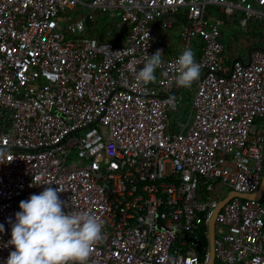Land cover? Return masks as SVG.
Listing matches in <instances>:
<instances>
[{
    "label": "built area",
    "instance_id": "obj_1",
    "mask_svg": "<svg viewBox=\"0 0 264 264\" xmlns=\"http://www.w3.org/2000/svg\"><path fill=\"white\" fill-rule=\"evenodd\" d=\"M210 6L264 28V0H0V264L15 250L9 218L42 183L64 190L65 212L102 221L87 264H208L221 200L264 179V47L233 56ZM184 10L183 51L201 67L191 87L158 26ZM97 19L122 39L89 34ZM214 244L213 264H264L262 198L227 200Z\"/></svg>",
    "mask_w": 264,
    "mask_h": 264
},
{
    "label": "clouds",
    "instance_id": "obj_2",
    "mask_svg": "<svg viewBox=\"0 0 264 264\" xmlns=\"http://www.w3.org/2000/svg\"><path fill=\"white\" fill-rule=\"evenodd\" d=\"M163 50L157 49L149 56L136 74L144 84L156 81L155 72L162 65ZM179 75L176 83L191 87L199 79L201 67L191 49H185L177 62ZM20 201L21 211L15 213L11 239L13 245L6 264H87L93 248L103 238V223L88 212H65V203L59 193L64 190L51 187ZM0 224V232H4Z\"/></svg>",
    "mask_w": 264,
    "mask_h": 264
},
{
    "label": "trees",
    "instance_id": "obj_3",
    "mask_svg": "<svg viewBox=\"0 0 264 264\" xmlns=\"http://www.w3.org/2000/svg\"><path fill=\"white\" fill-rule=\"evenodd\" d=\"M206 13H207V16L216 15L218 17L220 23L223 22L225 25L234 26L236 24H239L241 26V24H240V15L241 14L239 12L229 16L226 13H224L220 9V7L210 6L207 9ZM189 19H190L189 12L187 10H184L180 15H178V22L176 24L177 25L178 24L183 25V24L187 23L189 21ZM110 26H111L112 30H110L111 28L109 27V25H104L102 20H100V19H97L95 21L93 20V21L89 22L88 32H89V34L96 35V36L108 34V35L115 37L117 40L122 39L125 31L123 30L122 32H119L117 30V28L115 27L113 22H111ZM241 29L242 30H249V32H252L253 30H255L260 35L259 37L263 36V33L261 31L263 29V27H262L261 23L259 21H256V20H250L246 26H241ZM222 31H223V28H222ZM224 40L226 42L225 37H224ZM253 46H263L264 47V40L251 42V43H249L248 47H246V48L242 47V49H240V51H237V52H233L231 50L230 46L228 48H229L230 52L232 53V55L235 56V55L240 54L241 51L245 52ZM210 182H211L210 180L204 179L202 184H201V193H202V196L205 198L213 197L216 195L215 191H212L208 188Z\"/></svg>",
    "mask_w": 264,
    "mask_h": 264
},
{
    "label": "rangeland",
    "instance_id": "obj_4",
    "mask_svg": "<svg viewBox=\"0 0 264 264\" xmlns=\"http://www.w3.org/2000/svg\"><path fill=\"white\" fill-rule=\"evenodd\" d=\"M221 26L223 28V34L226 39L227 45L228 47H231V50L233 52L240 51L242 47H248L249 43L251 42L264 40V28L261 30L263 36L259 37L260 35L257 31L253 30L252 32H249V30H242L239 24L228 26L222 22ZM262 198L264 202V195Z\"/></svg>",
    "mask_w": 264,
    "mask_h": 264
},
{
    "label": "crops",
    "instance_id": "obj_5",
    "mask_svg": "<svg viewBox=\"0 0 264 264\" xmlns=\"http://www.w3.org/2000/svg\"><path fill=\"white\" fill-rule=\"evenodd\" d=\"M158 26L161 30V34L163 38L161 45L165 53L167 54L182 53L183 52V40L181 36L182 25L176 24L175 26L169 29V28H164V26L160 22H158Z\"/></svg>",
    "mask_w": 264,
    "mask_h": 264
},
{
    "label": "water",
    "instance_id": "obj_6",
    "mask_svg": "<svg viewBox=\"0 0 264 264\" xmlns=\"http://www.w3.org/2000/svg\"><path fill=\"white\" fill-rule=\"evenodd\" d=\"M236 195H240L243 197H257V198H262L264 195V179L262 182V185L259 189V191L257 192H250V193H241L238 192L236 190H232L230 192V194L221 200L219 207L216 209L214 215L211 218V223H210V234H211V253H210V258L208 261V264H213L214 260H215V244H214V239H215V218H216V214L217 212L220 210V208L223 206V204L229 200L231 197L236 196Z\"/></svg>",
    "mask_w": 264,
    "mask_h": 264
}]
</instances>
